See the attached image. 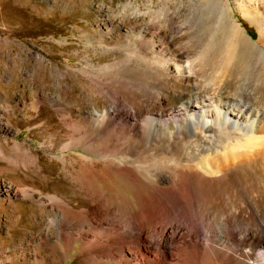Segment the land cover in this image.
Here are the masks:
<instances>
[{"label":"bare ground","instance_id":"obj_1","mask_svg":"<svg viewBox=\"0 0 264 264\" xmlns=\"http://www.w3.org/2000/svg\"><path fill=\"white\" fill-rule=\"evenodd\" d=\"M137 1L118 9L101 4L99 35L81 34L90 42L87 48L118 60L90 65L96 97L109 106L70 118L80 126L75 129L80 137L73 135L68 149L85 152L74 157L83 174L109 183L126 176L143 187L133 197L116 196V204L94 200V211L57 195L8 187V196L29 199L51 217L45 230L31 235L20 259L264 264V51L227 13L214 27L220 35L205 25L189 34L176 26L179 19L168 15V7H162L167 15L160 19L151 10L153 1L143 6ZM235 2L240 10H252L245 1ZM225 6L231 11L228 0ZM194 40L201 44L191 52L185 43ZM33 56L48 64L42 55ZM102 133L110 141L91 148ZM92 154L115 160L92 161ZM60 160L68 164L66 156Z\"/></svg>","mask_w":264,"mask_h":264},{"label":"rangeland","instance_id":"obj_2","mask_svg":"<svg viewBox=\"0 0 264 264\" xmlns=\"http://www.w3.org/2000/svg\"><path fill=\"white\" fill-rule=\"evenodd\" d=\"M150 1H153L151 10L156 17L161 13L158 18L163 19L167 14L162 7H168V15L174 14L178 22L183 21L176 26L189 34L205 25L210 33L220 35L223 31L217 33L215 29L227 13L242 27L247 38L264 51V0H228L229 12L225 6L227 0L137 2L143 6ZM235 1H245L252 10L238 9ZM125 2L127 0H0V260L5 264H24L20 256L22 249L27 250L31 245V235L40 233L51 223L50 214L41 211L37 203L8 196L5 193L8 187L57 195L91 211H94V200L116 204V196L125 193L133 197L140 192L139 187H143L127 181L126 176L109 183L83 174V167L74 157L85 152L68 149L72 140L80 137L79 133L75 136V129L80 126L70 122V118L77 121L87 110L109 106L105 98L96 97L97 89L91 84L95 73L90 65L100 68L118 60V56L106 55L101 49L87 48L90 42L82 39L81 34L99 35L102 19L97 17V12L101 4L118 9ZM202 18L208 22L204 24ZM196 42L199 41L186 42L185 46H191V52H196L201 44ZM34 53L45 57L48 64H40ZM56 67L66 70L67 76L62 78L63 74L56 71ZM94 138L91 148H102L110 141L103 133ZM62 156H66L68 164L62 163ZM90 160L107 163L115 158L104 159L92 154ZM68 264L73 261L69 260Z\"/></svg>","mask_w":264,"mask_h":264}]
</instances>
